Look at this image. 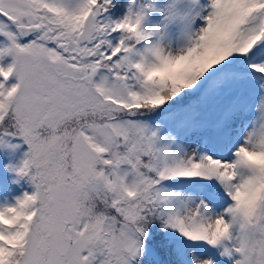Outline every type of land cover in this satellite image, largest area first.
<instances>
[{
	"label": "snow or ice",
	"instance_id": "6c2138e0",
	"mask_svg": "<svg viewBox=\"0 0 264 264\" xmlns=\"http://www.w3.org/2000/svg\"><path fill=\"white\" fill-rule=\"evenodd\" d=\"M0 264H264V0H0Z\"/></svg>",
	"mask_w": 264,
	"mask_h": 264
}]
</instances>
